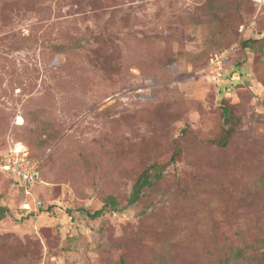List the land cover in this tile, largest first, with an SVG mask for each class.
Here are the masks:
<instances>
[{
	"label": "rangeland",
	"instance_id": "obj_1",
	"mask_svg": "<svg viewBox=\"0 0 264 264\" xmlns=\"http://www.w3.org/2000/svg\"><path fill=\"white\" fill-rule=\"evenodd\" d=\"M9 159L41 177L0 168V264H213L235 246L233 264H264V4L0 0ZM152 162L162 178L128 205ZM110 195L119 209L88 215Z\"/></svg>",
	"mask_w": 264,
	"mask_h": 264
},
{
	"label": "trees",
	"instance_id": "obj_2",
	"mask_svg": "<svg viewBox=\"0 0 264 264\" xmlns=\"http://www.w3.org/2000/svg\"><path fill=\"white\" fill-rule=\"evenodd\" d=\"M213 12L217 14L218 9L214 8ZM256 42H258L257 39L250 38V40H244L242 42V46L246 49H248V48L250 49L249 46H251L253 43H256ZM235 72L236 71H234L233 73L230 74V76L227 77L228 79H230V87L235 86L238 83L237 78L234 76ZM228 87H229V85H228ZM223 115H224L225 123H231L233 121L234 113H233L232 108L228 104H224V106H223ZM227 131L229 134L231 132V128L230 127L227 128ZM227 142H228V138L226 136H223V137L216 139L214 143H216L220 146H226ZM180 151H181L180 147H178V150H176L174 152V154L171 158L173 162L177 160V156L179 155ZM9 173H11V172H9ZM11 174L13 175V177H15L17 182H19L18 179L16 178V176L13 173H11ZM162 176H163V171L159 168L158 163L152 162L151 164H149L140 173V175L135 180L127 204L128 205H134L137 202H139L144 191L147 190L148 188H152V186L155 184V182L157 180L161 179ZM20 184L24 185L22 183H20ZM256 184L259 187L264 186V177L258 179ZM118 205H119V201L117 200V198L113 195H110L105 199V202L100 209L96 210L95 212L88 211V215L93 217V218H96V217L102 215L107 210L119 209ZM124 207L126 208L127 206L125 205ZM7 211H8L7 206L0 205V219L4 218ZM259 228L261 230H264V227H262L261 225L259 226ZM246 251H247V249L243 248L241 246L232 247V248H230L229 252L225 255V257L223 259L222 258L218 259L213 264H233V263H236L237 261H239L241 259H246L248 257V255L246 254ZM232 261H234V262H232Z\"/></svg>",
	"mask_w": 264,
	"mask_h": 264
},
{
	"label": "built area",
	"instance_id": "obj_3",
	"mask_svg": "<svg viewBox=\"0 0 264 264\" xmlns=\"http://www.w3.org/2000/svg\"><path fill=\"white\" fill-rule=\"evenodd\" d=\"M260 5L264 4V0H256ZM7 160L0 161V168L12 172L18 181L22 184L33 186L40 181L39 174L37 175V164L34 162L19 163L11 161L2 163ZM26 164V165H25ZM35 183V184H34Z\"/></svg>",
	"mask_w": 264,
	"mask_h": 264
},
{
	"label": "bare ground",
	"instance_id": "obj_4",
	"mask_svg": "<svg viewBox=\"0 0 264 264\" xmlns=\"http://www.w3.org/2000/svg\"><path fill=\"white\" fill-rule=\"evenodd\" d=\"M19 148L22 149V145H19ZM18 149V148H17Z\"/></svg>",
	"mask_w": 264,
	"mask_h": 264
},
{
	"label": "water",
	"instance_id": "obj_5",
	"mask_svg": "<svg viewBox=\"0 0 264 264\" xmlns=\"http://www.w3.org/2000/svg\"><path fill=\"white\" fill-rule=\"evenodd\" d=\"M37 175H38V172H37Z\"/></svg>",
	"mask_w": 264,
	"mask_h": 264
}]
</instances>
